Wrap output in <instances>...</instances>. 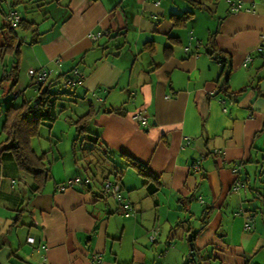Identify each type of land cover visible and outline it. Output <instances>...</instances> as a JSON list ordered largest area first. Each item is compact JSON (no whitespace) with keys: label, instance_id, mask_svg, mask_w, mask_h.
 Listing matches in <instances>:
<instances>
[{"label":"crops","instance_id":"obj_1","mask_svg":"<svg viewBox=\"0 0 264 264\" xmlns=\"http://www.w3.org/2000/svg\"><path fill=\"white\" fill-rule=\"evenodd\" d=\"M2 1L35 23L30 62L50 69L46 83L82 71L59 98H80L96 136L87 141L118 151L125 172L113 174L118 200L103 187L107 156L91 161L94 172H72L52 145L32 147L51 175L34 191L31 175L2 155L0 264H97L94 254L98 264H198L192 233L202 264H264V0ZM185 10L192 17L173 25ZM30 82L16 97L34 95ZM75 175L90 185H67Z\"/></svg>","mask_w":264,"mask_h":264},{"label":"trees","instance_id":"obj_2","mask_svg":"<svg viewBox=\"0 0 264 264\" xmlns=\"http://www.w3.org/2000/svg\"><path fill=\"white\" fill-rule=\"evenodd\" d=\"M21 0H11L12 7H16ZM193 4H197L198 6L201 5L198 0H188ZM10 10H15L13 8L4 11L2 14L5 18V23L0 26L3 36V42L0 44V59L2 58L3 54L6 51H11L14 53L16 57V62L12 65V68L9 72L3 69V75L7 76L11 83H10V90L17 82L18 76V57L20 54V39H19V32H27L30 28L35 24L34 22L28 21L25 17H22L18 12L20 18L18 23L15 26H12L8 19L6 18L7 13ZM193 15L192 11L185 10L179 14H172V22L175 26H182L185 22L190 19ZM6 29V32L4 31ZM33 36H30V43L33 42ZM24 41V39H23ZM151 44V42H150ZM209 51V50H208ZM210 52V51H209ZM223 58V62H224ZM45 66V65H41ZM40 67V66H38ZM35 67V68H38ZM48 68V67H47ZM77 68V67H73ZM61 74L63 76L62 84H58L57 91L53 92L50 90V86L53 84L52 80L46 83L47 79L43 81H31L30 84L35 88V93L33 96L28 97L27 99H22L20 103L14 104L10 103L6 106L4 110V118L2 121V132L4 134V139L0 141V159L2 155H8L13 157L19 169L23 170L24 172L31 175L33 180V190L39 191L43 188L44 184L47 180L51 178L49 166L45 161V152L41 154H37L31 146V139L33 137L38 136L39 128L42 124H49L51 125L57 118L58 113L61 109L58 106V96L59 93L63 92L60 90L61 87L64 85V77L67 76L71 70ZM49 69V68H48ZM79 69V68H78ZM228 72H226L227 75ZM226 80V77H225ZM228 85L226 83V87L224 88L225 91H228ZM91 118V112H87L77 119L73 121L72 124L75 127L79 126L80 128H85ZM87 133V138L89 140L96 139V136L92 132ZM127 164L134 167L138 172L143 175H148L146 168L130 156H127ZM84 177V176H82ZM89 178V177H88ZM107 181V180H106ZM91 179L89 178V183H84L86 185H90ZM112 183V182H111ZM105 184V181L103 182ZM114 185V184H113ZM104 187V185H103ZM105 189V187H104ZM106 190V189H105ZM119 191V190H118ZM111 195H113L112 191H107ZM120 195V192H118ZM113 197H115L113 195ZM116 198V197H115ZM118 199V198H116ZM121 199V195H120ZM118 199V200H120ZM128 203L130 208H126L125 204ZM122 205L125 208V213H128L131 209V204L128 201H124ZM158 234V232H157ZM194 235L191 234V254L197 255L198 264H202L201 257L199 256V249L195 247L193 242ZM191 254L188 255V259L192 256Z\"/></svg>","mask_w":264,"mask_h":264},{"label":"rangeland","instance_id":"obj_3","mask_svg":"<svg viewBox=\"0 0 264 264\" xmlns=\"http://www.w3.org/2000/svg\"><path fill=\"white\" fill-rule=\"evenodd\" d=\"M4 11H6V4L2 0H0V26H2L6 22L2 14ZM4 31L6 32V29H4ZM30 36L31 32H19V39L21 41L20 49L21 51L22 48L24 49L22 51V58L19 56L17 59L19 67L17 76L18 80L11 90V81L7 76L3 75L2 69H5L9 72L14 62H16V57L13 52L6 51L0 59V140L4 135L1 126L4 118V110L8 103V100L12 98L15 104L21 102L22 96L13 97V93L20 90V83L26 85L28 81L26 65L31 63L33 67H37L35 63L30 62L31 52L30 49H28ZM2 42L3 36L0 29V44ZM60 88H62V91H67L66 89H72L71 87L65 85H63V87L60 86ZM50 90L55 92L59 89L57 86L51 85ZM62 95H64L62 96V98H59L60 95H58V106L61 110L58 113V116L54 123H52L53 126L51 128V136H49L51 138L53 136L57 137V139H60L61 142H57V144H55L57 146L49 143L47 140V136L49 135L50 130L49 124H42L40 126L41 135L38 138L35 137L32 139V147L39 153L40 149H43L44 146L45 148H49V145H52V150L55 151V154H60L62 160L65 162V165L67 166V168H71L72 172L76 171V169L78 168L77 165H79V169H82L83 171V168L86 166V164H89L90 169L94 172V164L91 161H93V159L101 158L105 155L108 158L107 162H110L108 163L109 165L106 166L108 167V170H104L106 172L104 175L108 176L107 181L112 182V184H117V181L113 174L116 173V170L119 171V174H123L125 172L123 169L125 162L120 159V153L113 148H110V150L106 152L101 144H92L87 141L86 131H88L89 128L87 126L85 128H80L79 126L75 127V125L71 124L70 122L74 119H77V117L82 114V107L84 105L80 103V98H75V100L70 99L69 95H67L66 93ZM40 144L42 146H40ZM48 153L50 155L51 152H49L48 150ZM105 164L106 162L101 164V166ZM104 175H97V178L95 180L96 185L98 184V182H100L102 176ZM134 176L135 178H137V180H142V177L137 175ZM134 181H136V179Z\"/></svg>","mask_w":264,"mask_h":264},{"label":"built area","instance_id":"obj_4","mask_svg":"<svg viewBox=\"0 0 264 264\" xmlns=\"http://www.w3.org/2000/svg\"><path fill=\"white\" fill-rule=\"evenodd\" d=\"M239 7V3L235 2L232 3L230 10L234 11L237 10ZM6 18L8 19L9 23L12 26H15L18 23V20L20 18L18 12L16 10H10L7 13ZM100 35V32L97 33H93L92 37L93 38H97ZM55 62L57 65L60 64L61 60L59 58L55 59ZM245 64V63H244ZM27 74L29 76V78L31 79V81H43L46 78L49 77L50 75V69H48L46 66H40L38 68H34V67H30L27 69ZM83 73L80 69L78 68H73L71 70V72L64 77V85L68 86V87H74L76 86L78 83H80L83 79ZM20 94L19 91H16L15 93H13V97H16ZM134 117V119L136 121H138L140 124H142L143 126H145L147 124V119L146 116L139 110L135 111L132 115ZM194 168H199V164L197 162H195L193 164ZM67 185H72V184H76V183H89V178L86 177H82L79 175H75L72 178H69L67 181ZM243 184L240 183L239 180L235 181L232 186H231V190L236 191L238 190ZM104 187L106 189V191H112L113 195L120 199V195H119V189L117 188L116 185H113L110 181H105ZM126 208H130L129 204L126 203L125 204ZM246 226L248 227V224H246ZM157 235V231L156 230H152V232L150 233L149 237L151 238V240H153ZM93 259L94 262H96L97 264L100 262V258L98 255L94 254L93 255Z\"/></svg>","mask_w":264,"mask_h":264},{"label":"water","instance_id":"obj_5","mask_svg":"<svg viewBox=\"0 0 264 264\" xmlns=\"http://www.w3.org/2000/svg\"><path fill=\"white\" fill-rule=\"evenodd\" d=\"M189 244H190V246H192V243L191 242Z\"/></svg>","mask_w":264,"mask_h":264}]
</instances>
